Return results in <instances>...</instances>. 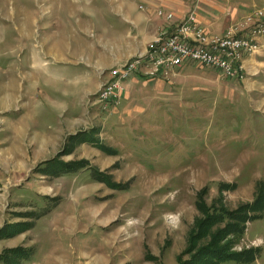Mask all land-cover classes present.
Segmentation results:
<instances>
[{
    "label": "rangeland",
    "instance_id": "374dc122",
    "mask_svg": "<svg viewBox=\"0 0 264 264\" xmlns=\"http://www.w3.org/2000/svg\"><path fill=\"white\" fill-rule=\"evenodd\" d=\"M116 3L0 0V104L6 91H11L10 96H15L12 109H16L20 86L15 79L25 71L34 73L38 59L53 63L64 54L68 64L62 69L73 84L85 78L82 72L95 71L87 62L92 61L88 55L99 49L107 54L106 47L113 44L111 35L101 39L105 32L100 27H120L113 14ZM83 35L90 43H71L73 37L83 41L78 37ZM254 45L259 48V43ZM262 55V64L248 61L249 65H243L241 59L242 67L238 63L231 77L212 69L218 77L215 84L194 79L192 88L183 90L184 97H175L172 92L160 108L150 104L152 98L136 97V92L134 96L137 88L128 105L135 109L138 104L148 111L128 116L122 114L125 107L120 115L115 113L119 117L116 121L104 116L125 105L129 80L119 84L116 105L107 111L96 105L98 92L84 102L77 96H65L61 78H56L55 85L47 86L43 81L36 88L29 85L26 106L30 117L37 108L33 96L39 91L55 105H40V120L30 122L27 132L34 134V140H41L56 128V145L48 161L0 160V192H4L0 229L10 234L0 239V264H180L206 247L212 237L217 238L216 247L232 252L255 250L252 261L226 264H264V210L246 211L245 232L238 239L233 234L226 237L231 219H220L208 236L193 241L206 214L216 215L214 208H223L234 219L258 196L264 197ZM185 65L207 68L191 62L180 67ZM109 69L98 71V89L109 81ZM176 69L166 74L161 71L163 79L173 82ZM71 115V122L65 125ZM13 121L9 119V123ZM97 143L113 153H106ZM81 160L86 162L81 167L60 168ZM14 185L29 192L17 194L18 198L6 197V188ZM26 223L31 226L28 230H24ZM15 249L22 251L6 254Z\"/></svg>",
    "mask_w": 264,
    "mask_h": 264
},
{
    "label": "crops",
    "instance_id": "0c3cea01",
    "mask_svg": "<svg viewBox=\"0 0 264 264\" xmlns=\"http://www.w3.org/2000/svg\"><path fill=\"white\" fill-rule=\"evenodd\" d=\"M115 1H117V9L113 10V14H115V16L118 18V24L120 25V27H100V29L105 32L104 37L101 39H106L111 35L114 42L113 44H108V47H106L107 54H102L99 49L101 47H99L98 51L91 52L90 55H88V57L92 61L87 62L92 64L93 69L95 68L96 70H92L91 73L82 72L85 78H83L80 83H70L69 74H66L65 71L62 69V67H64L68 63H64L63 59H65V55L61 53V56L58 57V59H53V63L44 58L38 59L36 61V64H34V73L30 74L28 71H25L23 72V74H20L17 79L14 78L15 80H17L16 84L20 86L16 94V109H12L15 96L13 98L12 96H10L13 93L11 91H6L8 93H6V96L2 99L0 104L1 161H48L51 159L49 157L50 152L55 151L56 141L54 138L57 137V133L55 131L56 128H52V132H50L47 137L41 140L39 137L34 140V134L30 135V133L27 132L28 125L30 122L34 123L36 121V118L40 120V105L47 108L55 105L54 100H52L49 96L45 94L41 96L39 91L33 96L37 100V108H33V113L30 117L31 110L28 108V106H26L27 97L29 95V85L32 86V88H36L41 81H43L44 85L47 86L55 85L56 78H61L60 89L64 93H66L65 96H77L79 98V101L81 99V101L84 102L85 98L89 96H94L99 90L98 88L100 80L97 74L98 71H101L102 69L106 70L112 68L115 65H121L125 63L128 59L135 57L136 55L144 54L146 51L145 49L147 43H150L159 35L163 34L165 31L171 32L173 30L172 28L176 26V24H178L183 19V17L190 11H195L197 24L200 25V27L204 29L207 34L212 36H223L227 33L241 34L242 27L244 26L245 19L247 17H252L257 12H262V17H264V0ZM139 7L142 8L140 9ZM159 9H162L163 11H170L174 16V20L166 22L164 18L158 17L156 12ZM85 28L86 27L80 26L81 31H86ZM83 36L78 37L83 39L84 42L77 40V38L73 37L71 43H90L87 42L85 40V36ZM100 42L101 41L99 40L97 43ZM257 43H259L258 50L253 52L252 54L244 56L243 65L245 63L249 65L250 63H248V61H255L258 64H262L263 60H261V58L263 56L262 54H264V36L258 37ZM53 57L55 58L54 53ZM56 60H58L59 63L62 64L58 65V62V64L54 63ZM246 68L249 69L247 66ZM67 73H69V70H67ZM174 74V76L176 77V79L173 81L174 84L170 80H168L167 82L165 79H163V76L155 79H149L142 75L132 77L131 79H129V89H126L124 92L126 93V96L123 95L125 96L124 99H128L127 101H125L126 103L124 102L125 105L119 102L118 104H121V106H118L119 108H116L117 112L111 111V113L107 114V116H104V118L106 120L110 119V121H114L115 118L116 121L119 117L116 116L115 113L119 112L118 115H120V112L122 111L121 109H124L125 107L127 108H125L122 114H127L128 116L133 113L138 114V112L140 111H148L147 108L144 109V107L138 104H136L135 109L131 108L128 105V103L130 104V101H132L131 97H133L130 94L133 92V90H136L137 88H140L137 90L141 93L134 91V96L136 92V97H142V99L152 98L153 100L150 104H153V106L160 108L161 105L166 103V97H171L172 92L173 94H176L175 97H178L179 95L183 96V90H190L188 88H192L190 84L192 83V80L196 79V82L203 84L205 82H211L215 84V81L218 78L215 71L211 68H202L194 65H185L183 67H180L175 70ZM72 75L77 76V74ZM18 80H21V83H18ZM127 82L128 81H126V83ZM172 84L174 85V89H172ZM130 87L133 88L130 89ZM80 103L81 102H79V104ZM61 107L62 111H64L65 107ZM65 113H67V110ZM80 113H83V107ZM9 114L15 115L13 116L14 118L12 116H9ZM72 118L73 115H71L70 119L66 120L67 124L66 121L64 122L65 125H68L71 122ZM9 119L15 121L9 123ZM46 122L47 124H49V121ZM45 129L49 130L50 126L47 125ZM64 132L65 131H63V133ZM4 136L6 139H3ZM50 146L52 147V149H50ZM31 147H34L32 152H30L31 150H29L31 149ZM46 154L47 156H45ZM12 187L14 188H6V197L8 195V197L16 196L18 198L19 195L22 196V192H29V190L19 189L17 185H14ZM14 192L16 194H13ZM3 194L4 192L1 191V200L4 199ZM14 205H19V203H14Z\"/></svg>",
    "mask_w": 264,
    "mask_h": 264
},
{
    "label": "built area",
    "instance_id": "2783aa9c",
    "mask_svg": "<svg viewBox=\"0 0 264 264\" xmlns=\"http://www.w3.org/2000/svg\"><path fill=\"white\" fill-rule=\"evenodd\" d=\"M140 9L142 7H139ZM157 16L166 22L174 20L170 11L159 9ZM195 11L188 12L176 24L172 31H165L148 44L144 55L131 61L109 69L110 79L104 83L96 97V105L103 111L116 105L119 84L132 77L145 76L155 79L176 68L185 62H191L203 67L216 69L226 77L235 75V66H241L244 53H253L258 50L257 38L264 35V19L262 12H257L254 17H247L241 34L227 33L223 36H212L197 24Z\"/></svg>",
    "mask_w": 264,
    "mask_h": 264
},
{
    "label": "trees",
    "instance_id": "16d2710c",
    "mask_svg": "<svg viewBox=\"0 0 264 264\" xmlns=\"http://www.w3.org/2000/svg\"><path fill=\"white\" fill-rule=\"evenodd\" d=\"M97 147H100L101 149H103L106 153L108 154H112L113 151L109 148H104L101 145H98L97 143ZM83 164H86V162L84 160H81L79 162H75L72 163V165L70 164H61L60 168L63 171H66L67 169L71 168L70 166H77V167H81ZM97 175L99 177H101V173L100 172H96ZM102 181L103 178L101 177ZM106 184L109 185V180L106 181ZM111 187L117 188L119 187L117 184L113 185L110 184ZM264 191V189H263ZM264 193V192H263ZM257 198L253 203H250L248 205L245 206V208H247L245 211H243V215H239L238 217L232 219L231 216H233L231 213H229L228 211H225L223 208H219L216 209L214 208V211L216 212V215H212L213 213H211V215H207L206 219L200 224L198 225V233L197 235H195L193 237V241H195V239H203L204 237L208 236L209 234V230L212 226L216 225L217 223L221 222L220 219L222 221L225 220H230L231 221L227 224V235L226 237H228L229 235L233 234L237 239L238 237H241L244 232L245 229L243 228V224L246 223V211L248 212H257V211H262L264 210V197H260ZM199 205H203L201 203V201H199ZM215 214V212H214ZM210 216V217H209ZM254 219V218H253ZM28 224V226H27ZM11 226V225H10ZM23 226H25L24 230H28L30 226V223H26ZM206 227V231L203 230V228ZM5 229H0V234H3L0 236V239L2 238H8L10 237V234L7 233L6 231H4ZM221 230L218 231L217 237L221 236ZM216 236V235H215ZM217 238L212 237L211 242L203 248H200L199 250H197L191 257L189 261L180 263V264H226V263H230V262H236V263H246L248 261H252L253 260V255L255 250L252 249L251 253H249L247 250L241 251V252H232L230 250H227V247L224 248H220V247H216L214 245V241H216ZM22 250L20 249H15V250H11L8 253L11 254H18L20 253ZM251 254L248 258V255ZM6 258V257H5ZM151 259V257H149ZM153 258V257H152ZM149 259V260H150ZM17 264V263H15Z\"/></svg>",
    "mask_w": 264,
    "mask_h": 264
}]
</instances>
